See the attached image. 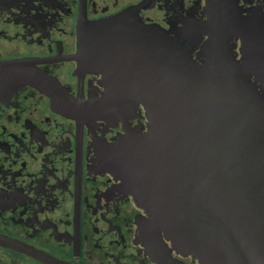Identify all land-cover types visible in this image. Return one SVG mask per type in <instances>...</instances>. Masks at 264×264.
<instances>
[{"label": "flooded vegetation", "instance_id": "1", "mask_svg": "<svg viewBox=\"0 0 264 264\" xmlns=\"http://www.w3.org/2000/svg\"><path fill=\"white\" fill-rule=\"evenodd\" d=\"M249 10L264 18L263 0H0V264H204L202 200L177 249L161 208L113 168L146 132L124 93L138 84L130 40L152 28L200 64L205 24ZM94 23L101 47L83 49Z\"/></svg>", "mask_w": 264, "mask_h": 264}, {"label": "water", "instance_id": "2", "mask_svg": "<svg viewBox=\"0 0 264 264\" xmlns=\"http://www.w3.org/2000/svg\"><path fill=\"white\" fill-rule=\"evenodd\" d=\"M230 15L205 24L200 64L152 28L141 26L130 40L138 84L124 93L142 107L146 132L115 152L113 168L161 208L154 213L177 249L185 218L202 200L203 263L233 264L239 234L243 264H264V18L251 10L247 23ZM91 27L96 37H81L83 49L101 47L102 24Z\"/></svg>", "mask_w": 264, "mask_h": 264}]
</instances>
